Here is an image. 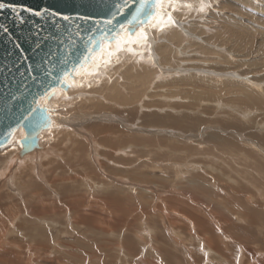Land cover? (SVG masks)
I'll return each instance as SVG.
<instances>
[{
  "label": "rangeland",
  "instance_id": "374dc122",
  "mask_svg": "<svg viewBox=\"0 0 264 264\" xmlns=\"http://www.w3.org/2000/svg\"><path fill=\"white\" fill-rule=\"evenodd\" d=\"M176 1L165 56L172 25L143 29L47 103L39 152L0 174V264H263L264 0Z\"/></svg>",
  "mask_w": 264,
  "mask_h": 264
},
{
  "label": "water",
  "instance_id": "95a60500",
  "mask_svg": "<svg viewBox=\"0 0 264 264\" xmlns=\"http://www.w3.org/2000/svg\"><path fill=\"white\" fill-rule=\"evenodd\" d=\"M0 2L36 10L47 7L61 13H79L91 17L107 16L111 11L110 4L102 0H0ZM20 15L22 20L11 8L6 6L0 9V148L7 144L4 142L10 128L15 127L16 132L21 128L24 136L20 139L21 149L17 152L21 158L37 148L38 134L42 131L28 121L20 123L27 115L33 99L39 98L41 90V86L29 77L28 66L30 64L34 74L42 79L40 74L44 70V65L41 61L47 58L55 63L64 56V48L73 46V41L79 45V38L75 36L74 24L69 27L61 21L57 26L50 20L36 17L29 12H21ZM118 19L123 21L124 17ZM83 26L89 30L94 27L90 23ZM5 28L7 32L4 31ZM138 28L140 27L135 31ZM51 119L53 120V114ZM25 136L30 139H24ZM33 137L34 139H31Z\"/></svg>",
  "mask_w": 264,
  "mask_h": 264
},
{
  "label": "snow or ice",
  "instance_id": "6c2138e0",
  "mask_svg": "<svg viewBox=\"0 0 264 264\" xmlns=\"http://www.w3.org/2000/svg\"><path fill=\"white\" fill-rule=\"evenodd\" d=\"M102 2L110 4L111 11L109 15L101 17L82 16L79 13L66 14L47 7L36 10L24 6L5 5L0 2V9L6 6L11 8L21 20L23 19L20 15L21 12H29L36 17H44L57 26L61 21L68 24L69 27L74 24L76 26L75 36L79 38V45L77 46L73 41V46L64 48V56L57 59L55 63L47 58L41 61L44 65V70L40 74L42 79L34 74V70L29 64L28 75L37 85L41 86V90L39 98H34L32 101V105L35 106L30 105L27 115L20 122L21 124L28 121L40 129L50 128L53 124L52 110L47 105L50 97L60 95L66 88L80 86L74 79L75 76L88 77L93 74L98 76L100 66L103 65L106 68L117 53L122 50L133 52V44L145 43L147 35L143 30L144 25L151 24L152 27L159 25L162 28L165 25V19L169 24L175 23L171 13H168L165 18L163 13H159L157 10L167 5H172L175 10L176 0H102ZM185 6L190 7V5ZM211 6L201 0L198 10L204 12ZM119 17H124L123 21H120ZM153 21L155 23H152ZM86 23H90L94 27L91 30L86 29L83 26ZM137 27L141 29L139 32L135 31ZM4 31L7 32V29L5 28ZM88 86L91 87V83ZM15 132V127L10 128L4 143H10L9 138ZM24 139L30 138L25 136ZM21 144L23 146V141Z\"/></svg>",
  "mask_w": 264,
  "mask_h": 264
},
{
  "label": "bare ground",
  "instance_id": "6f19581e",
  "mask_svg": "<svg viewBox=\"0 0 264 264\" xmlns=\"http://www.w3.org/2000/svg\"><path fill=\"white\" fill-rule=\"evenodd\" d=\"M193 2H195L194 4H191V7L192 8H196V6L197 5H199V1L198 0H192ZM175 4H177V1H176V3ZM171 6V5H170ZM165 7V6H164ZM169 7V6H168ZM177 7V6H176ZM180 7L182 8V7H184V5L182 4V5H180ZM190 8V7H189ZM184 9V8H183ZM185 10H187V8H185ZM184 10V11H185ZM186 12V11H185ZM164 15V17L166 18L167 17V14H163ZM175 17V16H174ZM174 17H172L173 19H174ZM178 17V16H177ZM179 18V17H178ZM177 19V18H176ZM152 23H155V21H153ZM172 24H169V23H167V21H166V19H165V27H163L164 29L165 28H167L166 26H168V28H170V26H171ZM151 26V24H148V25H146L145 27H143V29H146V30H148V36H149V40L151 41L153 38H151V36L153 37V36H157V37H159L158 35H157V32L159 31V28L160 29H163V28H161L159 25H157L156 27H150ZM164 29H163V31H164ZM141 29L140 28H138L137 29V31L136 32H139ZM150 30V31H149ZM162 31V30H161ZM171 34L170 35H168V34H166L165 33V37L168 35V41H169V43L168 44H165V45H162V46H158L157 48H156V52L159 54V56L160 57H162V56H165V51H168L169 50V48H171L172 47V43H176V42H179L180 40V37H181V32H180V30L179 29H177L176 28V26H174V25H172V31L170 32ZM162 37V36H161ZM166 38V39H167ZM172 42V43H171ZM146 43H147V41H146ZM147 45H148V43H147ZM176 45V44H175ZM165 46H167V47H169L167 50H165ZM117 56V55H116ZM116 56H114L113 57V60H115L116 59ZM161 59V58H160ZM112 60V61H113ZM162 61V60H161ZM113 62H115V61H113ZM117 67V66H116ZM130 67V66H129ZM114 69V68H113ZM130 69V68H129ZM131 71V70H130ZM135 71V70H134ZM111 72V71H110ZM142 74V73H141ZM141 74L139 73L138 74V76H141ZM136 75V73L134 74V76ZM143 75V74H142ZM130 77H132L131 75H130ZM132 79H135V77H132ZM109 81H111V80H109ZM141 83L142 82H145V80L144 79H142L141 81H140ZM111 87H112V85H110ZM245 86V85H244ZM244 86H238V88H243V89H247V90H249L246 86L244 87ZM78 88V87H77ZM76 88V89H77ZM116 89V88H115ZM73 90V89H72ZM114 90V89H113ZM78 92H80V91H78ZM116 93V92H115ZM119 94V93H118ZM96 95V94H95ZM122 98V97H121ZM90 99V98H89ZM96 99H94V100H92L90 103L91 104H93V105H96L97 104V101H95ZM101 100V99H100ZM120 100V99H119ZM51 101H53L52 100V98L47 102L48 104L51 102ZM43 102V101H42ZM88 102V101H87ZM92 105V106H93ZM58 122H59V120H58ZM50 130V129H49ZM53 130H55L56 132H59L60 131V128L59 127H57L56 129H53ZM24 136V131H22V129L20 128V129H18L17 130V132L13 135V137L11 138V142L10 143H7L6 145H13V147L15 148V149H19L20 148V143H19V140L22 138ZM39 136V135H38ZM41 138H38V143H39V140H40ZM41 142V141H40ZM18 144V145H17ZM38 146V145H37ZM40 148V147H39ZM44 149H46V148H44ZM20 150H17L16 151V153H14V154H12L10 157H9V159L7 160V161H5L4 162V164H3V167H1V170H0V174L1 175H4L5 173H6V171L7 170H9L10 171V168H13V167H17V165H16V162H18L19 161V159H21L20 157H18V153L17 152H19ZM35 152H39V149L38 148H36L35 150H34ZM43 152V151H42ZM46 152H48V151H46ZM52 152V151H51ZM38 154V153H37ZM31 155H33V153L31 154ZM44 155V154H43ZM30 157H32V156H30ZM50 162V161H49ZM19 163V162H18ZM187 168V167H186ZM15 169V168H14ZM11 173V172H10ZM5 177V176H4ZM208 186V185H207ZM148 194H150V193H148ZM153 195V194H152ZM229 209V208H228ZM227 209V210H228ZM246 213V212H245ZM236 215V214H235ZM242 215V214H241ZM252 217V216H251ZM240 221V220H239ZM207 240V239H206ZM207 242V241H206ZM206 245H208V247H209V249L210 248H212V245H210V242H207V244ZM262 261V263L264 264V260H261Z\"/></svg>",
  "mask_w": 264,
  "mask_h": 264
}]
</instances>
